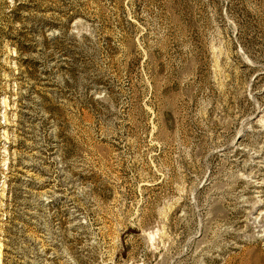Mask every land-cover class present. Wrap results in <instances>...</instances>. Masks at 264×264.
Segmentation results:
<instances>
[{"label": "rangeland", "instance_id": "374dc122", "mask_svg": "<svg viewBox=\"0 0 264 264\" xmlns=\"http://www.w3.org/2000/svg\"><path fill=\"white\" fill-rule=\"evenodd\" d=\"M0 264H264V0H0Z\"/></svg>", "mask_w": 264, "mask_h": 264}, {"label": "trees", "instance_id": "16d2710c", "mask_svg": "<svg viewBox=\"0 0 264 264\" xmlns=\"http://www.w3.org/2000/svg\"><path fill=\"white\" fill-rule=\"evenodd\" d=\"M21 22V21H20Z\"/></svg>", "mask_w": 264, "mask_h": 264}]
</instances>
